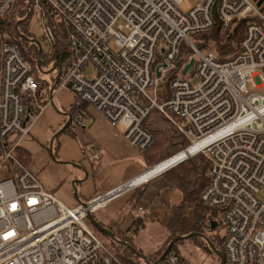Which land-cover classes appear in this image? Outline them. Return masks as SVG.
Segmentation results:
<instances>
[{
  "label": "built area",
  "instance_id": "obj_1",
  "mask_svg": "<svg viewBox=\"0 0 264 264\" xmlns=\"http://www.w3.org/2000/svg\"><path fill=\"white\" fill-rule=\"evenodd\" d=\"M33 1L47 48L55 47L57 39L43 3L68 32L72 57L55 91L72 90L76 101L120 124L140 152L154 141L144 127L153 109L188 144L140 176L67 207L17 157L53 97L49 92L41 102L34 67L18 45L0 40V264H125L123 250L107 248L86 223L89 216L199 155L210 166L201 203L224 214V264H264V13L257 0H200L187 13L180 10L184 0ZM242 18L248 21L238 50L225 61L192 40L217 24L225 31ZM184 43L189 57L182 54ZM90 65L93 77L86 74ZM193 72L196 84L185 77ZM249 84L255 91L248 90ZM160 86L166 88L165 98ZM73 123L85 127L81 117ZM181 153L176 164L148 176ZM131 211L137 219L147 213L141 206ZM161 257L142 261L180 264L172 249Z\"/></svg>",
  "mask_w": 264,
  "mask_h": 264
},
{
  "label": "trees",
  "instance_id": "obj_2",
  "mask_svg": "<svg viewBox=\"0 0 264 264\" xmlns=\"http://www.w3.org/2000/svg\"><path fill=\"white\" fill-rule=\"evenodd\" d=\"M7 1L8 0H0V9ZM42 9L46 13L47 22L53 29L57 39V45L53 48H45L42 39H37L31 31L29 20L36 11L33 0L30 5L29 0H12L0 12V40L8 44L18 45L22 54L28 63L34 67L35 71H37L39 48L37 43H34L29 39H37L42 44L43 53L41 56V67L43 70H49L55 64L64 67L66 62L72 57L68 41V32L65 25L46 4H42ZM28 13H30L29 19L26 22L21 23L17 28V23L23 20ZM247 21V18L237 19L231 24L230 28L225 31H223L219 24H217L212 30L196 35L195 41H193L201 51H214L217 54L218 61H225L237 52ZM52 74L54 75V78H52L51 81L41 80L38 95L42 103H45L49 97L50 88L54 83L57 71ZM160 88V96L165 98L164 95L166 94V88L165 86H160ZM86 106V104L76 101L67 113H69L73 119L81 116L84 117V108ZM144 127L154 137L151 146L146 151L142 152L145 161L150 166L165 161V158L174 155L175 152L180 151L188 144L184 136L179 134L174 126L156 109H153L150 112L148 119L144 122ZM17 157L26 166L28 161H30V156L22 149L18 150ZM209 167L208 159L204 155H199L176 167L175 170L178 169V171L166 173L171 185L179 189L183 194V199L179 204L172 208V218L167 225L169 237L156 252L154 261L162 256L168 244L175 237L180 235L186 236L192 232L205 234L210 239L215 249L223 251L224 238L216 235L219 226L215 231H212L209 226L206 230L204 228L205 224L209 223V220H215L218 222L215 214L212 213L209 215L207 212L208 208L203 206L200 200V194L208 184ZM201 213L204 215L201 216L200 221L197 222L195 216ZM100 224L112 231L119 240L127 242L135 248L137 252L142 254V252L132 243L131 237L119 235L116 233V229H111L103 223ZM207 231L210 234H207ZM192 240L197 241L201 250H203V248L206 250L203 251L212 258L210 259L212 264L220 263L219 258L212 251L205 239L196 237L192 238ZM110 241L118 252L123 250L120 255L122 262L125 264H143L142 259H140L135 252H132L128 248L115 243L112 240ZM179 243L181 242L178 241L172 247V250L179 254L180 264H187L186 258L182 255L181 250L177 248ZM148 261L152 260L148 258Z\"/></svg>",
  "mask_w": 264,
  "mask_h": 264
},
{
  "label": "crops",
  "instance_id": "obj_3",
  "mask_svg": "<svg viewBox=\"0 0 264 264\" xmlns=\"http://www.w3.org/2000/svg\"><path fill=\"white\" fill-rule=\"evenodd\" d=\"M65 90L55 91L53 102ZM63 101L61 108L66 112L76 102H70V98L68 101ZM67 106H69L68 109H66ZM55 110L57 113L48 107L34 122L30 135L23 141L21 149L30 156V161L27 163L29 169L39 175L40 181L49 192L55 194L66 204L74 206L89 200L123 182L140 176L153 167L145 161L143 153L125 138L124 128L120 124L110 122L92 106L87 105L84 108V117L81 116L85 127L79 129L73 123L64 133L55 137L68 119L65 113L58 112L56 108ZM162 176L166 178L169 189L173 190L169 177L164 174L126 195L125 197L133 198V203L125 202L126 205L123 208L128 215L125 222L121 218L118 219L116 233L128 236L127 234L132 231L136 236L138 232L133 231L136 226L145 229L148 221H154L153 217L159 211L156 202L160 201L162 191L148 198L146 192L149 186ZM180 196L181 199L177 204L183 199L182 193ZM177 204L170 205V218L167 222L156 220L161 222L165 229L171 221L172 208ZM140 206L146 208L147 213L143 219L139 220L135 218L129 207L133 209ZM95 215H93L94 218ZM113 216L111 215L104 222H116ZM97 221L103 223L100 219ZM167 233L169 236L168 231ZM132 243L142 252L143 256L152 261L160 248L155 252L146 253L135 244V241L132 240Z\"/></svg>",
  "mask_w": 264,
  "mask_h": 264
},
{
  "label": "rangeland",
  "instance_id": "obj_4",
  "mask_svg": "<svg viewBox=\"0 0 264 264\" xmlns=\"http://www.w3.org/2000/svg\"><path fill=\"white\" fill-rule=\"evenodd\" d=\"M8 1L5 3L4 6H6L7 3L9 4L12 0L10 2H8ZM200 2H201L200 0H184L183 4L180 7V10L183 13H187L191 9H193L195 6H197ZM260 11L264 13V4L262 5V7H260ZM28 14H30V13H28ZM41 18H42L41 13L38 10H36L34 12L33 16L29 20L31 31H32L33 35L39 40H41L42 36H43ZM192 40L195 41V36H192ZM197 42H198V40H197ZM43 45L45 48L47 47L44 43H43ZM181 50H182L183 56L189 57L190 55H192V52H190L189 47L186 43L183 44ZM206 51H208V50H206ZM197 62H198V60L196 59L195 66H196ZM92 68H93V66L90 65L89 68L87 69L86 74L89 77H93L94 73H93ZM44 71H47V70H44ZM35 75L39 79L46 80V81H51V79L54 78L53 74H43L42 72L38 71V68H37V71H35ZM185 77L187 79H189L192 82V84H196L198 82V79H197L196 74L194 72L187 74ZM248 90L249 91H255V89H253L251 84L248 85ZM69 98H70V102H72V103H74L76 101L75 93L72 90L66 89L65 92L59 96V98L55 99V102H53V104L49 105V108L54 110L56 113H57V111L55 110V108L58 110V112H60L62 114L67 113L65 109L61 108V105H62V103H64L63 100L68 101ZM68 108H69V106H67L66 109H68ZM65 118H67V117H65ZM67 121H68V119H67ZM77 127L79 129H81L80 126H77ZM175 153H177V152H175ZM169 157H171V156H169ZM169 157L165 158L164 160L168 159ZM27 168H29L28 165H27ZM30 171L33 174H35L37 177H39V175L34 173L31 169H30ZM175 171H178V169L175 170V168H174L169 172L172 173ZM169 172H167V173H169ZM160 190L162 191L161 197L159 199L160 201L156 202V205H157V208L159 209V211H158V213L157 212L155 213V215L153 217L154 221H152V222L148 221L145 229H141L140 231H138V234L136 235L137 237L135 236V233L132 231H131V233L127 234L129 237L132 238L133 241H135V244L138 247H141L142 250L146 253L147 252L151 253L153 251L154 252L157 251L158 248L161 247L166 242V240L168 239V237H169L168 233H167L168 230L165 229L164 225H162L161 222L165 223L168 221V219L170 218V205L177 204L179 202V200L181 199V196H180L181 191L175 187H173V190H170L168 185H167V180L163 176L160 177V179L155 180L149 186V189L146 192L147 198L152 196V195L156 196L157 192ZM54 196L60 202H62L64 205H66L67 207L73 208V207L78 205V204H76L74 206H70V205L66 204L63 200L58 198L55 194H54ZM127 198H129V199L126 201L125 199H127ZM125 202L133 203V198L132 197H125V198H121V199L114 201L109 206H107L105 209L100 210L99 213H96L95 219L96 220L100 219L103 223H105L106 226L110 227L111 229L114 228L117 230L118 219L121 218V220L123 222H125L126 216L128 215L124 211V208H123V206L126 205ZM130 208H132V207H129V210H130ZM207 212L209 213V215H211L212 213L215 214V216L218 219V222L220 224L219 228L217 229L216 235L221 237V238H224V236L226 234V224H225V220H224L223 211L221 209H210V208H208ZM111 215H114L113 219L116 222H112V223L104 222ZM203 215L204 214L201 213V214L195 216V220L197 222H199L201 219V216H203ZM157 219H160L161 222L156 221ZM86 223L93 230V232L104 242L105 246L107 248H109L110 250L114 251V248L111 244L110 238L108 236H106L103 232H101L97 228H95L93 226V224L89 221V219L86 221ZM208 226L210 228L209 223L205 224V227H204L205 230L208 228ZM207 234H210V233L207 231ZM194 238H196V237H194ZM180 242L181 243H179L177 245V248L179 250H181L182 255L186 258L187 264H212L211 260H210L212 258L210 256H208L207 253L204 252V251H206L204 248H203L204 251L201 250V248L197 244V241L192 240V238H190V239L182 240Z\"/></svg>",
  "mask_w": 264,
  "mask_h": 264
},
{
  "label": "water",
  "instance_id": "obj_5",
  "mask_svg": "<svg viewBox=\"0 0 264 264\" xmlns=\"http://www.w3.org/2000/svg\"><path fill=\"white\" fill-rule=\"evenodd\" d=\"M11 0H9L8 2H10ZM264 3V0H257V6L258 7H261L262 4ZM8 4V3H7ZM6 4V5H7ZM30 4V2H29ZM5 7V6H4ZM3 7V8H4ZM2 8V9H3ZM1 9V10H2ZM0 10V11H1ZM30 14L27 15L26 18H24L23 20L19 21L18 24H17V28L18 26L22 23V22H26L29 18ZM30 41L34 42V43H37L38 45V48H39V59H38V62H37V68H38V71L42 72L43 74H52L53 72H55L56 70L58 71V74L56 75L55 77V80H54V83L53 85L51 86L50 88V97L52 98L53 97V94H54V91L58 85V81H59V77L62 73V66L61 65H57L55 64L51 69L47 70V71H44L41 67V56H42V53H43V47H42V44L37 40V39H29ZM193 62H191L186 68L185 70L183 71V74H186L187 70L192 66ZM192 69H190L191 71ZM156 75L159 77L160 76V72H157ZM69 88H71V85H69ZM53 104V102H52ZM65 115L68 117V121L66 122V124L63 126V128L56 134L55 137L59 136L60 134L64 133L69 127L72 126L73 122H72V118H71V115L69 113H65ZM29 120V117H27L26 121ZM52 146V145H51ZM52 149V148H51ZM53 150H51L52 152ZM89 221L93 224V226L95 228H97L99 231L103 232L106 236H108L110 238V240H112L113 242L115 243H118L126 248H128L129 250H131L132 252H135V254L142 260H144L145 262H147V258L145 256H143L141 253L137 252L135 250V248H133L131 245H129L127 242L125 241H121L119 240L116 235L110 231L109 229H107L106 227H104L103 225H101L95 218L93 215H90L89 216ZM209 225H210V229L212 231H215L217 229V227L219 226L218 222H216L215 220H209ZM194 237H201L203 239H205L209 246L211 247L212 251L215 253V255L219 258L220 260V263L219 264H224L225 263V254L223 251H219L217 249H215V247L213 246L212 242L210 241V239L203 233H199V232H192L190 233L189 235H186V236H177L175 237L167 246L164 254L162 255V257L165 256V254L170 251L172 249V247L178 242V241H182V240H186V239H190V238H194ZM161 257V258H162Z\"/></svg>",
  "mask_w": 264,
  "mask_h": 264
},
{
  "label": "bare ground",
  "instance_id": "obj_6",
  "mask_svg": "<svg viewBox=\"0 0 264 264\" xmlns=\"http://www.w3.org/2000/svg\"><path fill=\"white\" fill-rule=\"evenodd\" d=\"M195 149H196V147L192 148V152H194ZM183 155H184V153H181V154H179V155L173 157L172 159H170V160L164 162V163L161 164L160 166H158V167L154 168L153 170H151V171H150V174H149L148 176H151L152 174H156V173H158V172H160V171H164V170L170 168V167L172 166V165H171V164H172V161L174 162L173 164H176L175 162H178V161L181 159L180 157L183 156ZM148 176L143 177V179H141V180L138 181V182H141L142 180H146V179L148 178Z\"/></svg>",
  "mask_w": 264,
  "mask_h": 264
},
{
  "label": "flooded vegetation",
  "instance_id": "obj_7",
  "mask_svg": "<svg viewBox=\"0 0 264 264\" xmlns=\"http://www.w3.org/2000/svg\"><path fill=\"white\" fill-rule=\"evenodd\" d=\"M71 118H72V122H74V119H73V117L71 116Z\"/></svg>",
  "mask_w": 264,
  "mask_h": 264
}]
</instances>
